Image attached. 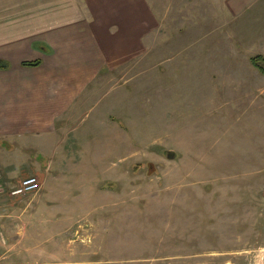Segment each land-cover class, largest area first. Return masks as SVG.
<instances>
[{"label": "rangeland", "instance_id": "rangeland-1", "mask_svg": "<svg viewBox=\"0 0 264 264\" xmlns=\"http://www.w3.org/2000/svg\"><path fill=\"white\" fill-rule=\"evenodd\" d=\"M147 1L74 115L0 139V264H264V0Z\"/></svg>", "mask_w": 264, "mask_h": 264}, {"label": "crops", "instance_id": "crops-1", "mask_svg": "<svg viewBox=\"0 0 264 264\" xmlns=\"http://www.w3.org/2000/svg\"><path fill=\"white\" fill-rule=\"evenodd\" d=\"M147 2L0 0V62L7 65L0 69V139L27 141L53 129L52 119L74 115L101 72L138 51L132 44L146 35ZM235 2L238 10L243 0ZM33 61L40 63L23 64Z\"/></svg>", "mask_w": 264, "mask_h": 264}, {"label": "built area", "instance_id": "built-area-1", "mask_svg": "<svg viewBox=\"0 0 264 264\" xmlns=\"http://www.w3.org/2000/svg\"><path fill=\"white\" fill-rule=\"evenodd\" d=\"M40 187L38 180L35 177H28L12 191V195H21L24 193L38 190Z\"/></svg>", "mask_w": 264, "mask_h": 264}, {"label": "trees", "instance_id": "trees-1", "mask_svg": "<svg viewBox=\"0 0 264 264\" xmlns=\"http://www.w3.org/2000/svg\"><path fill=\"white\" fill-rule=\"evenodd\" d=\"M251 62L254 64L255 67H257L259 69V71L264 75V60L262 58V56H253L251 57ZM39 61H33V62H28V63H23L26 66H37L39 65ZM7 65L5 63H1L0 62V69L1 68H6Z\"/></svg>", "mask_w": 264, "mask_h": 264}, {"label": "water", "instance_id": "water-1", "mask_svg": "<svg viewBox=\"0 0 264 264\" xmlns=\"http://www.w3.org/2000/svg\"><path fill=\"white\" fill-rule=\"evenodd\" d=\"M167 155H168V157H171V156H170V152H169Z\"/></svg>", "mask_w": 264, "mask_h": 264}]
</instances>
